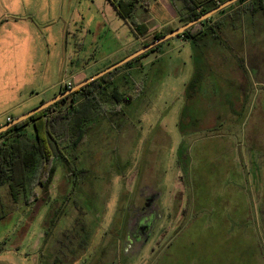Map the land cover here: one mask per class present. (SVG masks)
Returning <instances> with one entry per match:
<instances>
[{
  "label": "rangeland",
  "instance_id": "obj_1",
  "mask_svg": "<svg viewBox=\"0 0 264 264\" xmlns=\"http://www.w3.org/2000/svg\"><path fill=\"white\" fill-rule=\"evenodd\" d=\"M196 1L204 9L222 0ZM246 4L212 23L223 27ZM186 6L182 0H137L127 22L109 0H0V123L54 98L75 73L89 68L78 85L182 26ZM133 22L145 24L147 33L135 35ZM229 22L216 36L222 33L234 50L242 42L264 52L258 24L246 20L243 33L240 24L232 22L235 30ZM204 30L197 25L190 34ZM188 39L182 34L162 43L103 83L110 92L117 87L125 100L101 99V112L79 147L69 149L67 162H56L47 192L39 186L30 203L15 204L8 187L0 188L6 213L0 219V264H264L261 196L255 213L253 203L248 216L244 208L234 210L238 199L226 188V154L210 147L214 138H202L210 146L199 150L194 107L183 120L194 69ZM254 81L264 83V77ZM221 92L218 98L227 93ZM223 111L210 112L203 127L229 119ZM189 155L191 178L183 160ZM231 180L237 181L235 175ZM156 194L154 228L136 239L145 199Z\"/></svg>",
  "mask_w": 264,
  "mask_h": 264
},
{
  "label": "crops",
  "instance_id": "obj_2",
  "mask_svg": "<svg viewBox=\"0 0 264 264\" xmlns=\"http://www.w3.org/2000/svg\"><path fill=\"white\" fill-rule=\"evenodd\" d=\"M241 5L239 7H242ZM236 8L233 7L219 16L225 17ZM235 13L236 17L230 15V18L226 20L227 22L220 29H228L229 21H231L235 30L237 29L235 24L238 23L240 24L238 27L243 32V25L248 20L251 25L258 24L259 33L264 37V7L256 13L246 12L244 8L237 9ZM242 32L240 31L241 36L244 38V32ZM197 38L186 40L193 46L194 69L192 77L186 85V105L182 112L184 115L183 120L188 117L186 114L187 108L189 106L194 107L193 112L196 115V120H193L195 122L193 128L199 133L193 135V137H196L195 140L202 143L199 150L203 151V146H210L200 141L202 138H214L212 139L214 146L211 145L210 147L216 151L220 150V156L226 154L227 157L228 170L225 172V178L229 179L226 182V188H229L230 198L238 199V204L234 207V210L240 207L244 208L245 210H242V213L247 215L250 204L253 203L252 208L254 211L256 196H261L262 204L258 210V218L261 219L264 228V114L260 116L256 113L257 110L259 113L264 112V83L263 81L262 83L254 81L255 78L261 79L264 77V52H261L258 46L257 48L253 47V50L252 48L246 49L243 47L242 42L239 49L234 50L229 47L228 41L223 38L222 33L218 36L216 34H205ZM239 51L245 53L246 59L239 54ZM216 58L219 60V66H213ZM250 70L252 72L256 71V74H251ZM88 71L89 68L75 73L73 80L70 81L72 87L76 85V79L81 75H87ZM234 75L238 77V80L234 79ZM256 86L261 90L255 91ZM222 89H225L227 93L224 94L225 96H219L218 98V95L222 94ZM35 107L28 109L21 115ZM221 108L224 110L223 113L229 114V119H224L218 124L215 123L204 128L202 122L205 121L206 116L210 112H218ZM15 118L17 117L13 115L8 116L6 123ZM6 123H0V127ZM201 130L206 131L202 132ZM192 159L194 158L191 155L186 156V158L183 156L184 163L188 166L190 178L192 162H194ZM199 170L202 169L199 168ZM195 171H197L196 168ZM232 175H235L237 181H230ZM159 196L160 194H156L154 200ZM0 215L5 217L6 213L4 214L1 210Z\"/></svg>",
  "mask_w": 264,
  "mask_h": 264
},
{
  "label": "trees",
  "instance_id": "obj_3",
  "mask_svg": "<svg viewBox=\"0 0 264 264\" xmlns=\"http://www.w3.org/2000/svg\"><path fill=\"white\" fill-rule=\"evenodd\" d=\"M109 1L117 13L127 22H129V19L134 18L137 0ZM182 1L186 3V10L188 11L187 14L181 13L180 15L182 22L185 24L198 18L202 13L216 8L227 0L214 2L204 9H202L203 1ZM247 1L249 0H239L210 19L198 23L197 25H202L205 28L203 33L192 36L190 31L193 26L183 35L192 40L198 39L197 37L205 34L215 35L217 30L220 29V25L219 23H212L213 18ZM263 7L264 0H251L244 6V10L256 13L262 10ZM131 29L138 36L144 35L148 31L145 24H137L135 22L132 23ZM173 30L175 29L157 35L153 40ZM153 40L145 43V45L151 43ZM160 45L154 49H158ZM134 61L115 69L67 98L60 100L53 106L0 134V188L3 186L8 187V192L13 203H19L20 200L24 199L27 204L30 203L31 195H34V190L39 186L42 187L43 191H48L57 171L56 162H67L69 149L79 147L87 133L88 127L96 121L101 112V99L109 95L108 97L110 98L108 99L107 97L106 101L112 100L121 103L122 100H125V96L117 90V87H114L113 91L110 92L108 91V87H103V83L120 69L131 67ZM67 89L62 88L61 91ZM94 90L96 92H93ZM78 97H81L83 100L77 105L76 99ZM68 101L71 102L68 104ZM30 125L33 126V133L29 130ZM68 167L71 169L69 163ZM1 207L2 201L0 197V209ZM0 217L3 218L4 216L0 215Z\"/></svg>",
  "mask_w": 264,
  "mask_h": 264
},
{
  "label": "water",
  "instance_id": "obj_4",
  "mask_svg": "<svg viewBox=\"0 0 264 264\" xmlns=\"http://www.w3.org/2000/svg\"><path fill=\"white\" fill-rule=\"evenodd\" d=\"M238 1L239 0H227L226 2L217 6L216 8H213V9H211L205 13H202L198 18H196V19H194L188 23L183 24L182 26L176 28L175 30L171 31L170 33H168V34H166V35H164L158 39L153 40L151 43L143 46L138 51L131 53L130 55L121 59L119 62L114 63V64L110 65L109 67H107L106 69H104V70L96 73L95 75L85 79L83 82L79 83L78 85H76L72 88H69L67 90L61 91L59 94H57L51 100L40 104L39 106L33 108L29 112L13 119L12 121H9L4 126H1L0 127V134L9 130L10 128L20 124L21 122L31 118L32 116L44 111L45 109L53 106L55 103L59 102L60 100L67 98L68 96H70L73 93L81 90L83 87H85L88 84L100 79L101 77H103L106 74L114 71L115 69L126 65L127 63H129V62L133 61L134 59L140 57L141 55L152 50L153 48L157 47L158 45H160V44H162V43H164V42H166L172 38L178 37L179 35L184 34L189 28L197 25L198 23H201V22H204V21L210 19L211 17L215 16L220 11H222V10L226 9L227 7L235 4Z\"/></svg>",
  "mask_w": 264,
  "mask_h": 264
},
{
  "label": "flooded vegetation",
  "instance_id": "obj_5",
  "mask_svg": "<svg viewBox=\"0 0 264 264\" xmlns=\"http://www.w3.org/2000/svg\"><path fill=\"white\" fill-rule=\"evenodd\" d=\"M147 199H149L150 201L148 200L149 202H147V200L145 199V203H144L145 206L143 207V210H142V214H144V217L142 218L141 223L136 229V233H135L137 234V236L135 237L136 239L142 238V234L147 232L146 228H148V226L153 225L152 229L154 228V223H155L154 216H156V211L154 210L153 203H155V200L153 196ZM145 223H149V224L146 225Z\"/></svg>",
  "mask_w": 264,
  "mask_h": 264
},
{
  "label": "built area",
  "instance_id": "obj_6",
  "mask_svg": "<svg viewBox=\"0 0 264 264\" xmlns=\"http://www.w3.org/2000/svg\"><path fill=\"white\" fill-rule=\"evenodd\" d=\"M64 88H72V82H66L64 83Z\"/></svg>",
  "mask_w": 264,
  "mask_h": 264
}]
</instances>
